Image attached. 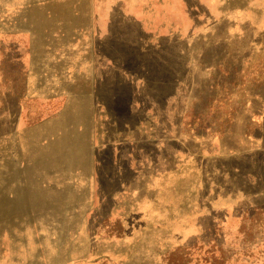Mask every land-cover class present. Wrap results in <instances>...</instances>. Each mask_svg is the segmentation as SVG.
I'll use <instances>...</instances> for the list:
<instances>
[{
    "label": "rangeland",
    "instance_id": "374dc122",
    "mask_svg": "<svg viewBox=\"0 0 264 264\" xmlns=\"http://www.w3.org/2000/svg\"><path fill=\"white\" fill-rule=\"evenodd\" d=\"M253 138L264 0H0V264H264Z\"/></svg>",
    "mask_w": 264,
    "mask_h": 264
},
{
    "label": "crops",
    "instance_id": "0c3cea01",
    "mask_svg": "<svg viewBox=\"0 0 264 264\" xmlns=\"http://www.w3.org/2000/svg\"><path fill=\"white\" fill-rule=\"evenodd\" d=\"M248 148L247 155L254 158L258 154L264 155V141L260 142V140H248Z\"/></svg>",
    "mask_w": 264,
    "mask_h": 264
},
{
    "label": "trees",
    "instance_id": "16d2710c",
    "mask_svg": "<svg viewBox=\"0 0 264 264\" xmlns=\"http://www.w3.org/2000/svg\"><path fill=\"white\" fill-rule=\"evenodd\" d=\"M175 261H174V263L173 264H176V261L178 262V260H176V259H174ZM180 263V262H179Z\"/></svg>",
    "mask_w": 264,
    "mask_h": 264
}]
</instances>
